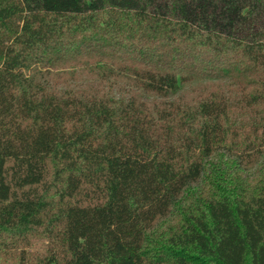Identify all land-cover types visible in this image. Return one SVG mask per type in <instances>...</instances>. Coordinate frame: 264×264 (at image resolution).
I'll list each match as a JSON object with an SVG mask.
<instances>
[{
	"label": "trees",
	"instance_id": "16d2710c",
	"mask_svg": "<svg viewBox=\"0 0 264 264\" xmlns=\"http://www.w3.org/2000/svg\"><path fill=\"white\" fill-rule=\"evenodd\" d=\"M0 264H264V0H0Z\"/></svg>",
	"mask_w": 264,
	"mask_h": 264
},
{
	"label": "rangeland",
	"instance_id": "374dc122",
	"mask_svg": "<svg viewBox=\"0 0 264 264\" xmlns=\"http://www.w3.org/2000/svg\"><path fill=\"white\" fill-rule=\"evenodd\" d=\"M40 248H41V243L36 242L29 248V251L30 252H35L37 250H40Z\"/></svg>",
	"mask_w": 264,
	"mask_h": 264
}]
</instances>
